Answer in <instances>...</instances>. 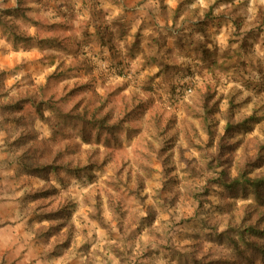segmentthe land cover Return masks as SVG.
Here are the masks:
<instances>
[{
    "label": "rangeland",
    "instance_id": "obj_1",
    "mask_svg": "<svg viewBox=\"0 0 264 264\" xmlns=\"http://www.w3.org/2000/svg\"><path fill=\"white\" fill-rule=\"evenodd\" d=\"M209 1L121 0L130 11L124 25L114 27L113 39L124 54L139 50L153 54L148 47L156 31L193 32L194 23L215 4ZM244 5L248 22L261 24L264 4L244 0ZM41 6L47 7L48 1L0 0L4 87L11 96L29 91L37 100L53 98L62 112L86 113L92 133L84 139L78 128L68 124L67 136L61 133L47 143L58 157L59 173L34 176L27 174L30 167L21 160L24 150L16 142L21 131L15 122L0 118V264H264V189L257 193L251 185L231 187L241 178L264 179V83L259 86L264 78V51L251 50L256 73L248 74L245 67L244 80L223 78L220 68L211 76H192L187 72L194 67V50L174 58L177 67L189 65L176 74L168 73L171 58L150 55L144 77L158 78L153 83L156 92H146L147 82L141 77L135 86L125 84L123 78L98 79L86 62L85 50H72L73 38L80 37L84 24L79 18L65 31L70 40L64 39L63 45L68 51L47 40L54 35L49 28L33 24L36 19L50 22L51 11L47 7L46 13H38ZM104 10L108 17L121 12L107 3ZM233 28L223 20L218 26L211 24L212 39L202 44L211 51L224 49L232 40ZM10 29L33 39L30 44L14 45ZM64 29L57 27L55 32ZM86 31L94 32L91 25ZM258 34L260 46L264 33ZM182 43L186 49L189 43ZM194 44L198 48V41ZM214 57L206 63L224 60L223 55ZM63 60L72 71L49 80L55 71L66 69L58 68ZM93 66L96 69L97 63ZM165 66L167 71L159 77ZM176 76L177 89L182 91H172L167 83L159 86L162 78L170 82ZM252 76L257 85L251 83ZM208 87L212 105L206 106L201 96ZM187 88L192 91L184 94ZM96 93L119 114L130 111L133 101L144 102L143 113L138 119L126 113L129 129L113 127L98 134L93 125L102 102ZM28 107L30 114L25 117L31 127L27 130L36 129L47 140L50 125L62 123V114L46 108L42 119ZM155 118L159 132L157 139L151 136L149 148L146 136L141 143L145 130L140 125L152 129ZM137 124L139 131L131 129ZM96 217L100 222L94 221ZM125 234L134 239L125 243Z\"/></svg>",
    "mask_w": 264,
    "mask_h": 264
},
{
    "label": "trees",
    "instance_id": "obj_2",
    "mask_svg": "<svg viewBox=\"0 0 264 264\" xmlns=\"http://www.w3.org/2000/svg\"><path fill=\"white\" fill-rule=\"evenodd\" d=\"M48 1V8L47 10L51 11V17L49 19V23H43L42 21L36 19L33 24L38 25L39 27L41 25H46L51 34H54L53 36H49L47 40H50L52 44H54L57 48H60L62 51H68L66 46L63 45L64 39L68 36L66 35L65 31H69L68 27L72 20H75L76 18H79L84 23L81 26L82 32L80 33V37L73 38L76 42L73 43L72 50L76 49V52H80V50L86 52L88 59H86V62L90 66L92 71H95V73L98 75V79L101 81L102 79H107L106 81H115L118 79L123 78L124 83L126 84L129 82V84L136 85L137 80H139V77H141L142 81L147 82L146 85V92H153L155 93L156 90L153 88V83L156 81L155 76H148L144 77V74L146 72V65L150 63V56L149 54H146V52H136L133 51V54H124L121 50V47L114 41V27L116 25H120L119 27L123 26L127 15L129 13V6L126 4L121 3V0H44ZM153 3L157 2L158 0H150ZM51 2V3H49ZM107 2H112L113 4H119V7L121 9L120 14L114 16V17H108L106 15V11L104 10V4ZM111 3V4H112ZM223 3H229L230 7L228 9L221 8V4ZM45 8L42 6L38 8V13H46ZM246 8L244 5V13L246 12ZM20 9V7H19ZM18 9V11H19ZM218 9V10H216ZM242 7L238 6L237 4L233 3L232 0H216L215 4L211 8L207 10L205 13L204 18L200 22L194 23V29L193 34H186L188 39L196 38L197 35L204 36L205 38L210 37L208 27L211 24H214L215 26H218L220 22L226 21V22H232L233 23V33H232V40L229 41V43L226 46V49H223V56L224 60H211L210 63H206V61L210 58L209 57V50L207 48H204L205 46L202 44L203 39H197L199 46L195 50V59H194V67H192L193 70H189L187 73L191 72L193 74L192 76H200V75H212L214 74L215 69L220 68L221 69V76L223 78H227L228 75H230V79H240L244 80V68L246 67V71L249 74L251 71L252 73H256V66L257 63L250 58L251 50L258 49L256 46H250L249 38L252 37V35L255 33L254 30L252 31H243V27L247 25L246 23V16L241 15ZM24 13V11H22ZM163 13L165 15L168 14L167 6L164 5ZM150 15V14H149ZM49 16V15H47ZM152 16V15H151ZM153 17V16H152ZM264 16L262 17L263 20ZM41 19V18H40ZM258 20L261 24H257L258 28L255 30L258 32L264 33V20ZM144 22V21H143ZM146 23V22H145ZM88 25H91L93 27L94 32L91 34L86 31V28ZM8 26V24H6ZM57 27H65L63 33H56L55 30ZM9 29V28H8ZM158 30V29H157ZM11 34V39L13 41L14 45H17L20 41L30 44L32 36L25 35L23 33L17 34L14 30L10 29L8 30ZM59 32V31H58ZM157 36L154 38H151V45L152 47L159 48L157 51V54L160 53V48L163 46L162 44L166 45V42L164 39L160 38L162 32L159 30L156 31ZM141 33V32H140ZM65 37V38H63ZM264 38V36H263ZM44 39V38H41ZM77 39V40H76ZM36 40V38H35ZM195 40V39H193ZM75 44V46H74ZM34 46V44H33ZM204 46V47H203ZM27 48H29L28 45H26ZM31 47V46H30ZM254 47V48H253ZM134 49V48H133ZM261 51H264V43L259 48ZM258 49V50H259ZM71 50V51H72ZM148 61V62H147ZM97 63L96 69L93 66V63ZM222 62V63H221ZM101 64V65H100ZM248 64V67H247ZM65 67L66 69L62 72L55 71L50 77L51 79H58L62 75H67L72 71V68L69 66H66V62L63 60L59 64L58 68ZM185 66V68H184ZM180 65L178 66V70L175 72H184V69H188L189 65ZM252 66V67H251ZM183 67V68H181ZM168 67L165 66L164 69H162L160 72H158V76L160 77L165 71H167ZM250 69V70H248ZM260 71V69H259ZM262 71V70H261ZM131 76H134L132 81H129ZM188 76V75H187ZM165 77V76H163ZM4 78H5V72L0 70V118L5 119L7 121H13L17 125V129H19L21 132L18 136V140L16 141L20 146L22 147L23 154H22V162H25L30 168L27 170H24L29 175L34 176H42L41 174H49L51 172L58 174V164H57V156L55 154H52L50 151V148L47 143L52 144L53 140L57 139V136H59L61 133L66 135V129L65 127L70 124L74 127L78 128L80 133L78 132V135L84 139H89L91 136L92 130H90V122L88 121L86 113L83 112H75V110H67L65 112L61 111V105L54 101L53 98L49 100H37L35 96L29 91H25L24 93H19L18 96H11L10 91L6 90L4 87ZM158 78V77H157ZM178 76H176L175 81L170 80V82H167L162 78L163 81H159V86H166V83L168 87L173 91V88L177 89L179 86L177 83ZM194 78V77H192ZM220 80V76H219ZM248 81V80H247ZM253 85H257V81L255 82L253 80L252 76V82ZM264 83V78L262 79V82L259 84V86ZM158 86V87H159ZM255 87V86H254ZM211 87H208V89L203 93L202 103L207 106V104H211V100H209L208 91H210ZM191 88H187L184 90V94H188V91ZM179 90V88L177 89ZM192 90V89H191ZM179 91H182L181 89ZM96 97L102 102V106H98L97 110H100V115L96 114L97 118V124L93 125L96 127L98 134L105 130H111L113 127H126V129H129L126 126L125 117L131 114L135 117V119L140 118L141 114L143 113L142 105L144 102L141 103H135L132 102V108L131 110L125 112L123 111V114H119L115 112L114 108H111L108 106V103L100 93H96ZM177 99L179 96H173ZM103 98V99H102ZM168 104L167 102H165ZM201 103V104H202ZM202 104V105H203ZM175 105V104H174ZM179 104H176L177 106ZM28 106L33 108L37 115L41 116L42 119L46 117L45 110L46 108H54L55 112H59L63 116V122L59 123L58 125H50L49 130L50 134L47 136L46 139H42L43 135H41L38 130L33 129L32 131H28L27 128H30V120H28L25 116L30 114L28 110ZM107 107L106 110L104 107ZM205 106V107H206ZM216 106V103L213 104V107ZM102 109V111H101ZM126 109V108H125ZM78 113V114H75ZM82 113V114H81ZM127 113V114H126ZM102 114V115H101ZM131 120V119H130ZM133 121V120H132ZM112 123V124H111ZM227 128H231L230 123H228ZM131 129H136L135 131H139V124H137V127H133ZM140 129L145 130V135L142 137L141 143L143 144L144 137L146 136L147 143L150 142L151 136H153V139H157V133L159 132L158 129V119L155 118L152 123V129L145 128L144 125H140ZM35 139V141H34ZM65 141L69 144V139L65 137ZM152 142L149 143V148H151ZM160 153V150L158 151ZM149 157V155H148ZM20 162V161H19ZM21 163V162H20ZM71 163V162H70ZM24 163H21V165L27 168V165ZM69 167L70 165L67 164ZM70 168H74L71 166ZM68 171V170H67ZM69 172H74L71 169H69ZM246 185H251L254 187L256 191L259 189H264V179L257 181V180H245V178H241L238 180H235L232 182L231 187H245ZM263 190H261L262 192ZM259 193V191L257 192ZM96 222H100L99 218L96 217L94 219ZM264 233V232H262ZM121 235V234H120ZM122 237V235H121ZM125 243L126 241H131L134 239L133 237H129L128 234L124 235ZM62 247H65L64 245L60 246L59 249ZM127 253V252H126ZM264 255V250L262 252Z\"/></svg>",
    "mask_w": 264,
    "mask_h": 264
},
{
    "label": "crops",
    "instance_id": "obj_3",
    "mask_svg": "<svg viewBox=\"0 0 264 264\" xmlns=\"http://www.w3.org/2000/svg\"><path fill=\"white\" fill-rule=\"evenodd\" d=\"M214 1H216V0H212V2H210L209 1V4H213L214 3ZM233 1V3H235V4H237L238 6H241L242 7V10H241V15L242 16H246V23H247V25H245L244 27H243V31L245 30V31H252V30H254V34L252 35V37L251 38H249L248 40H249V43H250V46H256V48H260L262 45H263V43H264V38H261V45L260 46H258V39H257V37H258V33L255 31L256 29H257V26H256V23H255V20L254 21H252V22H248V20L250 19L249 18V12L248 11H246L245 13H244V0H240V1H236V0H232ZM112 3V2H111ZM110 2H107V4L108 5H110L111 4ZM105 5V4H104ZM113 7H115V9H118V10H120V7H119V5H117V4H111ZM224 5H225V7L223 8V9H228L229 7H230V4L229 3H224ZM222 8V7H221ZM247 9V8H246ZM216 10H218V9H216ZM197 12V11H196ZM258 21V19L256 20V22ZM171 24V22L168 24V25H170ZM230 24L231 25H233V23L232 22H230ZM191 27H193V25L191 24ZM165 28V27H164ZM191 29H182V30H178L179 32L178 33H176L175 32V30L174 29H172V28H167V29H162L161 30V32H162V34H161V36H160V38H162V39H164V41L166 42V45H164V46H162L161 48H160V53L161 54H163L164 56H165V58H171L170 60H169V63H171L172 64V66L170 67V70L168 71V73H175L177 70H178V68H177V66H175V65H177L176 64V61H175V59L174 58H177V57H179V58H181V57H184V54H185V51L187 52L188 50H194V53H195V50L197 49V47H196V45L194 44V42L196 41L197 42V39H203L202 41L204 42V41H206V40H209V41H211V36L209 37V39L208 38H205L204 36H201L200 34L199 35H197L196 36V38H192V39H188L187 38V35L186 34H190V33H188V31H190ZM192 33V32H191ZM193 34V33H192ZM231 34H232V31H231ZM191 35V34H190ZM171 39L172 40H174V43L171 41ZM193 39H195V40H193ZM182 41H184V42H186V43H189L188 44V47H186V49H182L181 47H182V45H183V43H182ZM188 41H190V42H188ZM151 47V48H150ZM150 47H148V49H151L150 51H151V53H153V54H149V55H156L157 54V51H158V49L159 48H156V47H152V46H150ZM204 47V46H203ZM204 48H206V47H204ZM208 48V47H207ZM254 48V47H253ZM175 49H178V50H175ZM224 49H226V47L224 48ZM257 49V50H258ZM208 50H209V57L211 58V57H213V56H215V57H217V55H218V57H221V55H223V49L222 50H218V48L217 47H214L213 49H212V51H211V49L210 48H208ZM146 54H148V53H146ZM194 55V54H193ZM214 57V58H215ZM195 59V58H194ZM167 60V59H166Z\"/></svg>",
    "mask_w": 264,
    "mask_h": 264
},
{
    "label": "clouds",
    "instance_id": "obj_4",
    "mask_svg": "<svg viewBox=\"0 0 264 264\" xmlns=\"http://www.w3.org/2000/svg\"><path fill=\"white\" fill-rule=\"evenodd\" d=\"M202 2H203V0H202ZM256 2V0H253V3H255ZM259 2L261 3V4H264V0H259Z\"/></svg>",
    "mask_w": 264,
    "mask_h": 264
},
{
    "label": "built area",
    "instance_id": "obj_5",
    "mask_svg": "<svg viewBox=\"0 0 264 264\" xmlns=\"http://www.w3.org/2000/svg\"><path fill=\"white\" fill-rule=\"evenodd\" d=\"M192 90L191 89H189V91H188V93H190Z\"/></svg>",
    "mask_w": 264,
    "mask_h": 264
}]
</instances>
